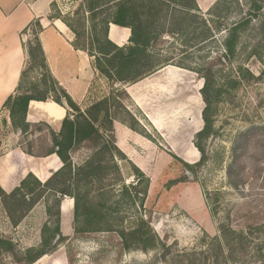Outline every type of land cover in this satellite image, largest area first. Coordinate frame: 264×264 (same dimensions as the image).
Masks as SVG:
<instances>
[{
    "label": "rangeland",
    "instance_id": "obj_1",
    "mask_svg": "<svg viewBox=\"0 0 264 264\" xmlns=\"http://www.w3.org/2000/svg\"><path fill=\"white\" fill-rule=\"evenodd\" d=\"M53 3L50 16L58 12L61 18L76 27L82 20V15L88 17L87 13H83L84 0H55ZM261 3L263 9L258 18H253L240 34L238 52L231 64L228 66L216 63L213 66L216 83H225L220 97L213 104L212 134L202 142L206 162L196 171L195 176L184 170L182 164L193 165L200 159L194 146V135L203 126L201 112L204 104L199 94L203 80L196 72L219 57V53L223 51L222 42L226 33L216 27L219 24L229 27L245 18L250 11V0H221L219 5L207 13L200 15L195 12L196 19H191L190 15L179 9L170 8L168 13L171 17L165 23L164 32L170 28L182 27V22L192 24L187 34L164 33L153 44L152 50L156 54L152 55L151 63L158 64L157 72L167 70L152 76V80L154 78L156 81H149V89L151 91L154 86L151 94L158 90L160 94L166 95V101L154 96L151 99L150 91L140 93L144 98L140 100L138 97V104L129 96L128 100L123 101L140 128L145 131L143 138L146 145H152L157 150L159 169L151 170L149 176L138 168L143 174L138 178L130 166L134 164L124 155L125 160H115L122 183L115 185L113 191L105 197L98 196L96 191L91 192V197L95 201L107 202L114 230L129 228L137 219L149 216L157 237L167 241L169 245L175 244L171 253L161 259L160 249L146 253L131 251L120 262H115V248L108 241L107 232L82 236H75L73 233L53 254L42 257L34 264H68V252L75 255V264H212L204 259L206 255L202 252L214 253L215 239L220 237L221 226L229 227L236 233L242 232L245 238L244 251L237 252L236 258L228 264H262L264 73L261 75V72L264 71V32L259 28L264 20V0ZM94 23L97 24L98 31L101 18ZM208 26L212 28V37L201 45H196ZM41 31L42 28L39 31L34 26L30 27L22 37L23 44L27 46L34 34L39 40ZM84 53L90 56L89 53ZM238 66L248 69L254 78L241 80L232 88L227 81L236 78ZM176 67L182 68L178 70ZM47 69L50 73L48 66ZM39 75L40 72L36 71L29 77L38 79ZM117 88L121 89V86ZM108 90L106 80L98 75L92 82L90 97L99 98ZM154 106L157 116L151 123L146 110L147 107ZM117 117L122 119L123 115ZM39 128L45 130L43 125ZM23 141L24 137L13 134L9 128L0 124V154L19 146ZM30 143L26 142L24 147ZM36 145H44V135ZM43 150L40 147L35 149L37 154ZM183 171L190 174L187 182L171 185L170 182L177 179ZM115 178L116 175H109L108 180ZM122 185H136L140 193L137 196H120L119 189ZM45 197L49 198V205L52 207L54 197L51 193ZM19 214L17 204L0 200V236L11 238L20 250L37 246L40 242V230L48 220L44 199L15 227L9 215L15 219ZM218 261L223 264L222 258ZM9 262L10 259L3 255L0 264Z\"/></svg>",
    "mask_w": 264,
    "mask_h": 264
},
{
    "label": "trees",
    "instance_id": "obj_2",
    "mask_svg": "<svg viewBox=\"0 0 264 264\" xmlns=\"http://www.w3.org/2000/svg\"><path fill=\"white\" fill-rule=\"evenodd\" d=\"M236 1V0H234ZM263 0H250V11L241 21L231 26L219 24L216 28L225 31L223 39V51L213 61L206 63L202 70L196 73L203 80L200 95L204 104L201 112L203 126L194 135V146L200 154V159L193 165L181 163L184 170L193 176L196 171L205 164L206 153L202 142L212 134V108L215 100L220 97L224 83H216L213 66L216 63L230 65L237 55L241 32L249 25L251 20L258 18L263 6ZM218 0L214 7L219 5ZM54 7V3L51 4ZM179 9L196 19L197 7L194 0H84L82 20L78 26H74L61 18L57 12L50 19H60L74 34L73 46L75 49L85 51L93 56V67L108 84V92L99 100L91 103L83 112L72 98L58 85L47 69L45 56L36 34L25 46L26 62L20 74V80L15 93L10 95L3 103V109L9 114L10 124L14 130L25 133L29 129L26 123V113L30 101L51 100L68 109V115L62 120L59 131L51 134L52 148L49 154H55L62 163V167L55 172L44 184L40 183L32 174H28L20 185L10 193H5L0 188V200L4 203L10 201L19 206L20 214L14 219L9 215L12 225L17 226L41 200L45 202V212L48 220L40 230V242L35 247L20 250L11 238L0 236V261L3 255L10 259L7 264H34L46 255L53 254L60 245L69 240V236L62 235L60 231V202L63 196L73 200L72 229L75 236L83 234L107 232L109 242L115 248V262H120L126 253L131 251H148L160 249L159 256L165 259L176 246L174 243L160 240L151 227L150 217L139 218L129 228H115L114 222L108 213L107 202L95 201L91 192L96 191L98 196H107L115 185L122 183L120 170L116 159L125 160L124 154L116 147L113 135V120L118 115H123L121 120L130 129L144 135L135 117L125 107L123 101L129 97L124 89L114 87L116 84H134L151 75L158 68L153 65V44L161 34H187L192 23L182 27L170 28L164 32L165 23L171 17L169 9ZM209 12V11H208ZM101 18V27L94 21ZM161 21H163L161 23ZM113 24L122 28H129L131 32L128 47H117L107 39L108 25ZM36 27L41 30L38 20L33 21L28 27ZM22 31L26 34L29 28ZM260 31L264 32V20L260 24ZM212 28L207 27L204 35L200 37L201 45L211 38ZM194 34V32L192 33ZM196 38V37H195ZM194 39V38H193ZM185 52V51H183ZM182 68V67H181ZM39 71L38 79L29 77L32 72ZM264 71L261 72L263 75ZM254 75L245 67H236V78L227 81L232 88L241 80L253 79ZM32 80V81H30ZM227 84V83H226ZM72 116V118H71ZM1 125L6 126L2 120ZM39 130L40 128L37 127ZM80 157L81 162L74 163L73 157ZM138 178L142 173L134 165L130 164ZM109 175L117 178L108 180ZM188 175L184 171L170 182L175 185L187 182ZM104 181L106 183H104ZM120 196L138 195L140 190L136 185L131 187L121 186ZM132 192V193H131ZM51 193L54 197L53 206L49 205V198L45 195ZM110 199V197H107ZM108 201V200H107ZM9 214V209L8 212ZM53 218L52 220L50 218ZM220 237L216 238L214 253L207 254L204 259L212 264H219L222 258L223 264H228L236 258V254L244 251V236L242 232L236 233L229 227L221 226ZM264 255V245L261 247ZM202 255V254H201ZM203 260V258H201ZM67 263L75 264V255L67 253ZM264 264V258L263 262Z\"/></svg>",
    "mask_w": 264,
    "mask_h": 264
},
{
    "label": "crops",
    "instance_id": "obj_3",
    "mask_svg": "<svg viewBox=\"0 0 264 264\" xmlns=\"http://www.w3.org/2000/svg\"><path fill=\"white\" fill-rule=\"evenodd\" d=\"M54 1L0 0V124L2 120H5L6 128H9L13 134L24 137V141L19 146L10 148L0 154V188L5 193H10L18 187L28 174H32L40 183L44 184L62 167L59 158L55 154H49L48 151L52 148L51 134H56L59 131L62 120L69 113L66 107L60 106L51 100L30 101L25 118L26 123L29 124L28 131L21 133L11 127L9 114L2 107L5 100L15 93L21 71L26 62V52L22 46V31L24 29L33 21H39L42 28L39 40L50 73L82 112L91 103L99 100L108 92L106 91L99 98L92 99L90 97L92 82L99 75L93 67L94 58L85 55L84 51L75 50L72 46L74 34L65 23L60 19H50L51 4ZM194 1L197 7L196 13L201 15L210 11L218 0ZM130 36L129 28H122L113 24L108 25L107 39L117 47L130 46ZM171 68H174V66ZM176 69L181 70L180 67H176ZM165 70L167 69L158 71L163 72ZM159 72L156 71L134 84H116L114 87L121 86L126 90L131 100L138 104V97H140V100L144 98V95H140V93H149V81H156L154 78L152 80V76ZM153 88L152 90H154ZM174 94L175 92L172 93V95ZM153 96L166 101V95L160 94L158 90L152 93L150 98L152 99ZM147 108L146 114L153 123L156 120L157 109L155 106L154 108ZM41 125L45 127V130L42 131L37 128ZM112 125L116 147L134 166L148 175L151 170L159 169L157 150L152 145H146L143 135L130 129L118 119L113 120ZM43 135L44 145H36L38 139ZM26 142L31 143L24 147ZM37 147L44 150L37 154L35 151ZM81 159V156L73 157L74 163L81 162ZM38 204L39 202L30 212ZM59 210L60 231L64 236H70V234H73V200L68 196H63Z\"/></svg>",
    "mask_w": 264,
    "mask_h": 264
},
{
    "label": "water",
    "instance_id": "obj_4",
    "mask_svg": "<svg viewBox=\"0 0 264 264\" xmlns=\"http://www.w3.org/2000/svg\"><path fill=\"white\" fill-rule=\"evenodd\" d=\"M187 175H188V177L190 176V174H189V173H187Z\"/></svg>",
    "mask_w": 264,
    "mask_h": 264
}]
</instances>
